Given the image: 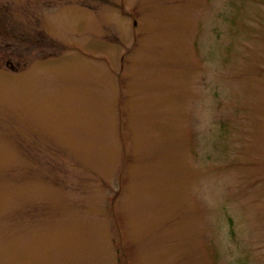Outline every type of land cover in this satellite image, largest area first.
I'll list each match as a JSON object with an SVG mask.
<instances>
[{"label": "rangeland", "instance_id": "rangeland-1", "mask_svg": "<svg viewBox=\"0 0 264 264\" xmlns=\"http://www.w3.org/2000/svg\"><path fill=\"white\" fill-rule=\"evenodd\" d=\"M0 264H264V0H0Z\"/></svg>", "mask_w": 264, "mask_h": 264}]
</instances>
